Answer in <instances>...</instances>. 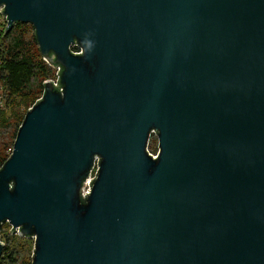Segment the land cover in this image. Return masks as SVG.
Returning <instances> with one entry per match:
<instances>
[{"label": "water", "instance_id": "obj_1", "mask_svg": "<svg viewBox=\"0 0 264 264\" xmlns=\"http://www.w3.org/2000/svg\"><path fill=\"white\" fill-rule=\"evenodd\" d=\"M0 13L60 67L0 167V230L34 238L33 264H264V0Z\"/></svg>", "mask_w": 264, "mask_h": 264}, {"label": "rangeland", "instance_id": "obj_2", "mask_svg": "<svg viewBox=\"0 0 264 264\" xmlns=\"http://www.w3.org/2000/svg\"><path fill=\"white\" fill-rule=\"evenodd\" d=\"M7 26L6 18L0 13V154L9 157L15 141V132L19 127L22 117L26 111L42 96L43 87H37L34 93L29 95L27 103H24L19 98L13 102L5 87L4 78L2 76L1 64L2 57L5 55V49L10 44L15 36L21 37L30 51L35 57H40L41 51L35 37V28L31 23H21L20 26L13 27L9 32L5 33ZM52 71L48 79L56 78V67L51 66ZM47 79V80H48ZM43 84L46 79H43ZM20 101V103H19ZM19 103V104H18ZM150 148L155 152L158 149V138L152 135L150 140ZM8 223V224H6ZM4 223L0 232L1 240L4 242L7 249L6 256L14 255L18 261L24 259L30 260L34 251V238L19 235L18 231L10 233L12 225L9 222Z\"/></svg>", "mask_w": 264, "mask_h": 264}, {"label": "trees", "instance_id": "obj_3", "mask_svg": "<svg viewBox=\"0 0 264 264\" xmlns=\"http://www.w3.org/2000/svg\"><path fill=\"white\" fill-rule=\"evenodd\" d=\"M20 24L21 23H16L13 27L20 26ZM78 49L79 48L77 46L72 47L73 51ZM51 66L52 64L48 63L42 55L38 58L33 56L28 50L25 41L21 37L15 36L13 40L10 41L8 47H6L5 55L2 57L1 64L5 87L10 98H12L11 100L15 102L19 98L24 103H27L29 95L34 93L37 87L42 86L44 89L43 79L47 80L50 78L49 75L52 71ZM24 116L19 123V127L22 124ZM18 129L15 132V137ZM6 158L7 157L0 154V167L4 164ZM6 249L7 247L4 248L0 257V264H33V256L30 260L24 259L22 261H18V259L12 254L6 256Z\"/></svg>", "mask_w": 264, "mask_h": 264}, {"label": "built area", "instance_id": "obj_4", "mask_svg": "<svg viewBox=\"0 0 264 264\" xmlns=\"http://www.w3.org/2000/svg\"><path fill=\"white\" fill-rule=\"evenodd\" d=\"M78 48L79 49L75 51L76 53L83 52V50L80 47H78ZM56 69H57V71H56V75L57 76H56L55 79H52V78L51 79L54 81V84L57 86V81H58V78L60 76V74H58V71L60 70V67H56ZM152 135H156L157 136L156 131H154V130L152 131L151 136H150V140H151ZM150 140H149V144H148L147 148H148V151L150 152V154H152L156 158L158 156V154H159V144H158V149L155 152L153 149L150 148ZM98 164H99V159H96L95 164H94V166H93V168H92V170L90 172V175H89L88 179L86 181H84V185L81 187L83 197H85L87 193L91 192L92 187L90 185V181L97 176L96 173L98 172V169H99V165Z\"/></svg>", "mask_w": 264, "mask_h": 264}]
</instances>
